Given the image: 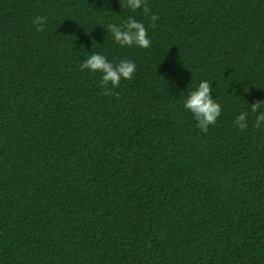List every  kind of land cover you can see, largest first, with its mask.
<instances>
[{"label": "trees", "instance_id": "trees-1", "mask_svg": "<svg viewBox=\"0 0 264 264\" xmlns=\"http://www.w3.org/2000/svg\"><path fill=\"white\" fill-rule=\"evenodd\" d=\"M125 4L0 0V264H264V0ZM130 16L149 48L106 30ZM92 53L133 78L103 95ZM201 80L207 133L183 107Z\"/></svg>", "mask_w": 264, "mask_h": 264}, {"label": "clouds", "instance_id": "clouds-1", "mask_svg": "<svg viewBox=\"0 0 264 264\" xmlns=\"http://www.w3.org/2000/svg\"><path fill=\"white\" fill-rule=\"evenodd\" d=\"M124 7L130 8L132 11L143 10L145 16L150 13L147 0H126ZM152 21L151 27H155V21L159 20L156 14L150 17ZM47 17L35 16L32 24L36 27L37 32H43L46 27ZM106 30L110 32L117 44L121 47L137 46L147 49L151 46V40L148 35V29L134 17H129L122 26L115 23L108 24ZM80 70L83 72L89 70L92 73L99 72L102 74L100 87L104 89L103 95H114L112 89L120 86L121 80H131L136 72V64L131 60H120L117 63L109 62L107 57L102 54L92 53L81 64ZM211 83L207 80H201L198 87L189 92L183 107L193 114L197 121L196 127L203 133H207L210 125H214L221 115L222 106L213 98V89ZM111 85V88L108 85ZM251 112L256 114L254 127L260 129L264 124V101H255L250 106ZM246 112L240 113L234 123L241 130L248 127Z\"/></svg>", "mask_w": 264, "mask_h": 264}]
</instances>
